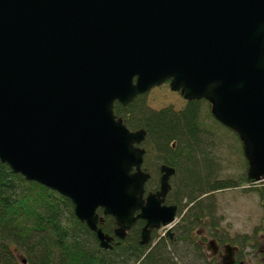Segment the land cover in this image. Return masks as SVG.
I'll list each match as a JSON object with an SVG mask.
<instances>
[{
	"label": "water",
	"instance_id": "obj_1",
	"mask_svg": "<svg viewBox=\"0 0 264 264\" xmlns=\"http://www.w3.org/2000/svg\"><path fill=\"white\" fill-rule=\"evenodd\" d=\"M166 83L210 101L264 179V0H0V160L68 198L102 248L100 210L121 239L139 220L145 244L153 228L172 235L176 171L144 198L146 133L113 109Z\"/></svg>",
	"mask_w": 264,
	"mask_h": 264
},
{
	"label": "trees",
	"instance_id": "obj_2",
	"mask_svg": "<svg viewBox=\"0 0 264 264\" xmlns=\"http://www.w3.org/2000/svg\"><path fill=\"white\" fill-rule=\"evenodd\" d=\"M205 106L208 117L242 144L246 173L239 178L222 179L224 167L211 157L215 143L203 117ZM113 109L131 131L146 133L140 147L145 150L142 169L150 175L147 190H160L163 166L175 169L165 203L176 205L182 215L176 229L181 236L173 241L153 230L145 244L146 224L139 221L121 239L115 234L119 228L115 219L100 210L99 229L112 239L111 249L102 248L97 233L78 220L68 198L14 174L0 160V264H23L20 256L26 264H214L196 242L198 229L209 218L210 232L220 228L214 221L218 208L214 193L254 183L240 135L215 118L206 99L188 101L179 111L173 107L156 111L142 95L127 108L116 103ZM208 196L210 201L204 199ZM260 196L264 198L263 191ZM259 231L264 232L263 226Z\"/></svg>",
	"mask_w": 264,
	"mask_h": 264
},
{
	"label": "rangeland",
	"instance_id": "obj_3",
	"mask_svg": "<svg viewBox=\"0 0 264 264\" xmlns=\"http://www.w3.org/2000/svg\"><path fill=\"white\" fill-rule=\"evenodd\" d=\"M147 101L149 106L156 111H160L167 107H173L175 110L179 111L183 109L188 102L181 92H174L170 84L167 83L154 88L147 95ZM208 111V106H205L203 117L206 124L209 126L211 137L214 138L213 143H215V148L213 147L214 156L209 150L208 153L212 155L211 157L214 158L217 163L224 167L222 179H235L236 176L239 178L246 173L244 165L245 156L241 154L243 149L242 144L233 133L220 127L212 118L208 117ZM151 158L152 156L150 159ZM260 186L262 187L261 189L257 188L256 185L247 184L240 188L214 193L216 207H218L216 208L214 221L216 224L220 225L224 238L227 236L232 240L235 237L236 244L239 243L238 240H240V238L243 240L246 237H250L251 239H249L245 245H243L240 240L242 247H244L243 249L252 246L251 243L255 244V247H259V245L264 246V239H260L256 234L258 228L264 227L262 224L264 220V198L262 199L260 196V191L264 192V183H261ZM247 189H249L248 192L244 191ZM204 199L210 201L209 196ZM185 211L183 213H185ZM181 218L182 215L177 214L176 223H178ZM159 233L163 235L166 233V229H162ZM247 250L250 251V249H246V251ZM224 255L226 256V254ZM254 256L256 257L254 258ZM254 256L249 254V258H247L246 261L249 262V264L260 263L257 251ZM253 260L257 261L253 262Z\"/></svg>",
	"mask_w": 264,
	"mask_h": 264
},
{
	"label": "flooded vegetation",
	"instance_id": "obj_4",
	"mask_svg": "<svg viewBox=\"0 0 264 264\" xmlns=\"http://www.w3.org/2000/svg\"><path fill=\"white\" fill-rule=\"evenodd\" d=\"M167 84H169V83H167ZM161 178H162V176H161ZM161 178H160V181H161ZM261 183H264V182H261ZM260 184L256 185L257 188H259V189L262 188L260 186ZM244 191H246V190H244ZM158 192L159 191L153 192V191L147 190L146 185H145L144 198H146L150 194H156ZM139 221H143V220H139ZM176 222H177V220H176ZM176 222L172 226V235L168 234V232L166 230V233H164L161 236H168L171 240L177 241L179 236H181V234L179 232H177V230H176L177 226H179V224H178L179 222L178 223H176ZM145 224H146V222H145ZM262 224H264V220H263ZM210 228H211V219L209 218L206 222H204L203 226L198 229V232H197L198 238L196 240V242L201 246L202 250L204 251V253H205V255L209 261L213 262L214 264L215 263L224 264V262H223L224 257H225L224 254H227V250H228L227 248L231 247V249H233L234 257H235V263L234 264H249V262L246 261L247 258H249V254H252V256H254L256 251H257V256L259 257V261H260V263H258V264H264V246L259 245V247H255L254 246L255 244L251 243L252 246H248V247L245 246L247 248L243 249L244 247H242L241 243L243 245H245L246 242L249 239H251L250 237H246L243 240H241V238H240L241 243L238 240L239 243L236 244L235 243V237L232 240H230V238H228L227 236L224 238L222 230L219 227H216L215 230L212 232H210ZM162 229H164L163 226H161L159 228L151 229L150 240H151V233L153 230H156L157 233L160 234L159 232ZM263 229H264V227H263ZM256 234L259 236L260 239H264V232L259 231ZM246 249H250V251H248V250L246 251ZM255 257L256 256H254V258ZM250 261H251V259H250ZM256 261L257 260H253V262H256Z\"/></svg>",
	"mask_w": 264,
	"mask_h": 264
}]
</instances>
